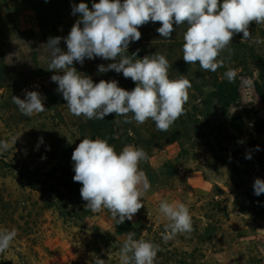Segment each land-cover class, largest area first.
<instances>
[{
    "label": "rangeland",
    "instance_id": "rangeland-1",
    "mask_svg": "<svg viewBox=\"0 0 264 264\" xmlns=\"http://www.w3.org/2000/svg\"><path fill=\"white\" fill-rule=\"evenodd\" d=\"M70 14L72 10L60 22H48L43 31L32 4L0 0V140L18 137L14 147L0 151V229L18 233L0 253V264H95L96 257L119 264L127 238L124 226L134 229L136 239L161 246L155 264H264V193L255 195L253 187L257 178L264 180V126H257L264 123V103L256 90L259 86L264 93V44L241 43L243 34H237L231 52L221 53L224 66L206 72L183 60L186 25L176 27L168 40L156 31L158 22H149L139 28L141 39L130 43L128 54L137 49L138 58L163 54L171 79L183 75L191 81L186 114L168 131L158 130L152 120L124 123L114 113L88 120L70 113L51 81L57 73L48 71L45 35L59 36L56 28L66 37L78 19ZM250 32L264 38V25L253 23ZM59 46L66 51L63 40ZM113 62L86 58L83 65L73 66L96 83L116 80L132 90L135 84L127 86L125 80H132L122 73L98 71L99 65ZM229 68L236 71L239 97L225 109L218 102V86ZM25 90L38 91L46 110L23 115L12 97L24 99ZM93 124L105 126L100 137L117 152L131 144L149 157L140 164L151 184L144 207L123 224L106 209H85L82 185L73 180L75 147L83 138H100ZM163 200L189 206L190 235L163 242L167 220L158 212Z\"/></svg>",
    "mask_w": 264,
    "mask_h": 264
},
{
    "label": "clouds",
    "instance_id": "clouds-1",
    "mask_svg": "<svg viewBox=\"0 0 264 264\" xmlns=\"http://www.w3.org/2000/svg\"><path fill=\"white\" fill-rule=\"evenodd\" d=\"M72 14H79V19L68 35L50 37L44 46L48 49V71L57 73L51 76L58 85L56 91L62 94L71 114L88 120H104L114 113L124 117V123L152 120L158 130L168 131L186 114L191 81L183 75L171 79V65L163 54L155 52L138 58L139 49L128 54L130 43L141 39L139 28L149 22H158L156 31L168 40L176 27L186 25L183 60L188 65L198 64L206 72L224 66L221 53L231 52L229 46L237 34H243L241 43L264 44V38L253 37L250 32L253 23L264 25V0H99L92 3L91 9L84 2L74 4ZM61 40L66 51L59 46ZM97 57L115 61L99 65L100 73H122L135 87L126 90L116 80L101 79L96 83L73 66L74 62L83 65L86 58ZM224 76L232 82L236 71L229 68ZM43 99L38 91L25 90L24 99L13 96L12 102L23 115L31 117L46 110ZM17 139L0 140V151L14 147ZM71 159L73 180L82 185L80 196L86 201L85 209L93 213L106 209L117 224H123L144 207L143 198L151 184L140 169L141 162L149 159L143 148L129 144L117 152L107 139L83 138ZM246 159H251V154ZM253 187L254 194L261 195L264 180L257 178ZM158 212L167 220L161 234L164 243L193 232L186 203L163 200ZM17 234L15 228L0 229V253L11 246ZM135 236V232L126 233L118 253L119 264H155L161 246ZM95 264H105V260L96 257Z\"/></svg>",
    "mask_w": 264,
    "mask_h": 264
},
{
    "label": "trees",
    "instance_id": "trees-1",
    "mask_svg": "<svg viewBox=\"0 0 264 264\" xmlns=\"http://www.w3.org/2000/svg\"><path fill=\"white\" fill-rule=\"evenodd\" d=\"M32 4L34 10L36 11L37 19L39 20L40 27L43 31H45L48 27V22H60L64 18V12H69V10H72V6L74 4L78 5L82 1L84 3H87L89 8L91 9V3L92 0H48V2H45V0H24ZM99 1V0H98ZM89 2V3H88ZM72 15V14H70ZM77 18L79 19V14H76ZM60 20V21H59ZM59 24V23H58ZM62 24V27L65 28L66 24ZM53 26L56 27L55 23H53ZM54 33L60 36V33L57 32V29L55 28ZM45 37H55V36H47ZM61 37V36H60ZM64 47V45H61ZM62 47V48H63ZM127 86H130L131 84H135L133 81L125 80ZM236 80L234 79L232 82H229L227 79L221 83L218 86V102L219 105L222 108H229L230 105L235 102L238 99V89L235 85ZM258 95L260 96L262 102L264 103V93L261 90V88L258 86L256 88ZM264 123H258L257 126ZM92 130H94L97 133V136H101V133L103 131H106V128L104 125H95L93 124ZM103 139L102 137H100ZM124 232H134V229L132 227L124 226L123 227Z\"/></svg>",
    "mask_w": 264,
    "mask_h": 264
}]
</instances>
